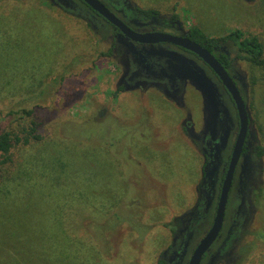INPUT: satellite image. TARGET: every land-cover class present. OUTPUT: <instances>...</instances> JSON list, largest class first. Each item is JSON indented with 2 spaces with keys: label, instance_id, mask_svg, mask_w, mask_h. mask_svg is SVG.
<instances>
[{
  "label": "rangeland",
  "instance_id": "rangeland-1",
  "mask_svg": "<svg viewBox=\"0 0 264 264\" xmlns=\"http://www.w3.org/2000/svg\"><path fill=\"white\" fill-rule=\"evenodd\" d=\"M72 1L0 0V131L27 127L22 109L55 114L41 140L15 147L3 167L0 264H158L163 252L174 261L184 227L187 264L218 197L217 189L200 201L202 137L216 141L230 127L224 159L230 155L234 104L206 67L200 79L186 67L184 95L153 82L115 94L131 53L109 22ZM107 1L121 18L136 16L131 5L157 10V29L171 34L182 31L162 21L175 15L183 29L197 26L210 37L241 29L264 48V0ZM227 71L264 145V70L235 58ZM259 163L241 214L236 169L213 249L233 222L236 236L216 264H264V156Z\"/></svg>",
  "mask_w": 264,
  "mask_h": 264
},
{
  "label": "trees",
  "instance_id": "trees-1",
  "mask_svg": "<svg viewBox=\"0 0 264 264\" xmlns=\"http://www.w3.org/2000/svg\"><path fill=\"white\" fill-rule=\"evenodd\" d=\"M5 1V0H2ZM68 3L73 5L72 0H42V5L52 7L54 5H62ZM54 4V5H53ZM85 4V3H84ZM86 5V4H85ZM137 14L144 18H159V12L157 10H143L138 6H135ZM136 21L139 18L135 19ZM166 26L175 28L178 25V29H181L180 23L175 15L163 19ZM112 32L114 35H118V30L113 27ZM188 37L205 47L212 52L218 61L226 69H231L235 58H240L247 61L254 67L264 70V48L259 36L253 34H246L241 29H234L230 32L219 36L210 37L205 34L199 27L191 26L187 29ZM233 49V50H232ZM235 53L233 56L232 53ZM239 77V76H238ZM241 81L242 87L244 84ZM121 84L116 88L115 94L124 91L127 86L120 81ZM53 113V112H52ZM49 115L43 114V109L35 106L30 109H22L18 119L29 120V125L22 129H2L0 131V180L3 176V167L7 163L12 161V151L19 145H26L33 141H39L42 135L39 133L40 129L48 120L54 117L55 114ZM243 170H245L246 180H244L245 188L251 195H254V185L256 184L257 174L260 168L259 159L264 156V145L260 144L257 140L253 130H249L246 138ZM249 150V151H248ZM220 149L217 150V153ZM216 153V155H217ZM249 153V154H248ZM204 158L202 164V176L199 184L200 201H207L211 194L215 195V192L220 187V183L223 178L226 162L223 159H215V154L210 151V148H204ZM223 172L220 173V166L224 164ZM218 165V169L216 166ZM207 198V200H206ZM167 258L165 252H163L158 264H166Z\"/></svg>",
  "mask_w": 264,
  "mask_h": 264
},
{
  "label": "flooded vegetation",
  "instance_id": "flooded-vegetation-1",
  "mask_svg": "<svg viewBox=\"0 0 264 264\" xmlns=\"http://www.w3.org/2000/svg\"><path fill=\"white\" fill-rule=\"evenodd\" d=\"M101 1L112 12H114L127 26H129L133 30L140 31V32L163 31V30L157 29V26L159 24V21H158L159 18L156 17V18L144 19L136 13L137 10L135 9V6H133V5L129 6V10L131 11L129 13H135L136 16L133 17L129 14H124L125 16L123 18H121V16H123L122 13H124V12H122V10H118L117 8L113 7L107 0H101ZM81 2H83V1H81ZM87 7L89 9H91L89 6H87ZM93 13L97 14L95 11H93ZM97 15L100 16L99 14H97ZM101 18L104 19L103 17H101ZM136 18H139V20L136 21L135 20ZM162 23L164 26H166L165 25L166 23H164V21H162ZM112 27H114V26L112 25ZM180 27H181L182 34H178V35L188 37L187 29H183V27L181 25H180ZM118 32H119V30H118ZM163 32H165V31H163ZM114 36L117 37L119 39V41L123 42L126 45V47L128 48L129 52L131 53V59H129L128 69L126 70L125 75H123V77L121 78V80L125 84V86H129V85H132L133 83H138V82H153L156 84H159V83L164 84L165 83L167 85H165L164 88L167 89V91L169 93L173 92V93H176L179 95L178 91H180L181 94L183 93L182 95H184V92H186V90L183 89V85H185V84L181 83L182 81L180 80L181 79L180 76H183V77L185 76L186 67L190 68L197 75L198 79H200L199 75L203 73V71H202L203 68L206 67L210 70V72L220 82L218 77L213 73V71L210 69V67L201 58H199L195 53H193V52H191V51H189V50H187V49H185L179 45L167 43V42H158V43H151V44L138 43V42L131 41L130 39L122 36L120 32L118 33V35L115 34ZM152 45H160V46H158L159 47L158 50H151V52H150L149 50H147V48L149 46H152ZM133 56H134V58H132ZM197 62H200L201 64L200 63L197 64ZM136 66H137V70H135ZM236 116H237V114H236ZM237 122H238V118H237ZM249 130L250 129H248V131ZM230 132H231V129L229 130L228 136H227V138H226V140L222 146H220V142H221V140L225 134L224 132L221 134L220 139L218 138L216 141H212L210 139H207L206 137L205 138L202 137V142L205 145L204 148H206V149L210 148V151L213 152V155L215 154V157H217L215 159H218L221 157V159H223L224 162L227 161L225 170L227 168V164H228L230 155L226 159H224L223 153H224L225 148H226V143L229 140ZM237 132H238V130H237ZM246 138H247V136H246ZM235 139H236V137H235ZM234 142H235V140H234ZM234 142L232 144V148H233ZM245 145H246V140H245V143L243 146V150H242L240 159H239L238 164L236 166V169L238 167H240L239 175H238V182H237V189L240 192V194H242L241 195V201H240L241 204L239 205L237 214H241L242 206L245 204V201H246V198H245L246 196L244 193V190L246 189L244 186L245 185L244 180H246L247 178H246L245 170H243V165L245 164V163H243L244 162L243 153L245 152V150H244ZM232 148H231V151H232ZM218 149H220V151L217 153ZM216 153H217V155H216ZM230 154H231V152H230ZM204 160H205V158H204ZM224 165H225V163L220 166V168H219L220 173L223 172ZM216 169H218V165L216 166ZM236 169H235V172H236ZM225 170H224V173H225ZM235 172H234V177H235ZM223 176H224V174H223ZM234 177H233L232 185L230 188V193H231L232 188H233ZM220 185H221V183H220ZM219 190H220V187L217 190L218 195H219ZM217 199H218V197H217ZM228 200H229V197H228ZM227 203H228V201H227ZM226 209H227V205H226ZM224 220H225V217H224ZM223 224H224V222H223ZM235 228H236V223L233 222L230 225L229 229L226 231L225 235L223 236L220 244L218 246H215V248L213 249V245L219 241V238H221V233H219L220 235H218V237L215 239L216 241L214 243H212V245L209 247V249L205 252L200 264H202V262L204 260L209 259V261H210V259L212 257L216 256V254H217V261L222 258V256L225 253V250L228 249V247L230 246V243L232 242V240L236 236V229ZM222 229H223V226H222ZM183 232H184L183 237L185 239L181 241L180 247H177V249L174 250V252H173L174 253V257H173L174 261H173V259L168 258L166 256V258H167L166 264H183V260L186 261V227H184ZM165 255H166V253H165ZM187 263H188V261H187Z\"/></svg>",
  "mask_w": 264,
  "mask_h": 264
},
{
  "label": "water",
  "instance_id": "water-1",
  "mask_svg": "<svg viewBox=\"0 0 264 264\" xmlns=\"http://www.w3.org/2000/svg\"><path fill=\"white\" fill-rule=\"evenodd\" d=\"M93 11L103 17L111 25L119 30L122 36L138 43H158L167 42L179 45L201 58L218 77L221 84L228 92L238 118V132L230 154V158L221 181L219 195L214 211V216L210 227L205 234L199 239L193 248L187 264H200L205 252L209 249L215 239L218 237L224 222L225 210L228 201L230 188L232 185L234 172L240 159L246 136L249 129V116L247 113L246 103L237 87L235 81L228 73L227 69L218 61V59L205 47L191 40L187 36H180L163 31H136L127 26L114 12H112L101 0H81ZM230 127L220 142L222 146L228 136ZM217 254L212 257L208 264H216Z\"/></svg>",
  "mask_w": 264,
  "mask_h": 264
}]
</instances>
